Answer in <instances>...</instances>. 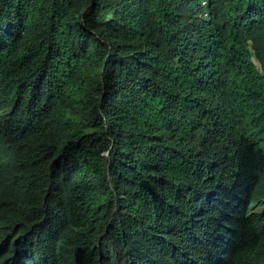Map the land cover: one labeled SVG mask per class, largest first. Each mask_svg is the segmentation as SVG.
<instances>
[{"label":"trees","instance_id":"trees-1","mask_svg":"<svg viewBox=\"0 0 264 264\" xmlns=\"http://www.w3.org/2000/svg\"><path fill=\"white\" fill-rule=\"evenodd\" d=\"M264 0H0V264H264Z\"/></svg>","mask_w":264,"mask_h":264},{"label":"clouds","instance_id":"clouds-1","mask_svg":"<svg viewBox=\"0 0 264 264\" xmlns=\"http://www.w3.org/2000/svg\"><path fill=\"white\" fill-rule=\"evenodd\" d=\"M263 211L264 203L259 199H250L242 208L234 207L232 217L237 224H244L248 227Z\"/></svg>","mask_w":264,"mask_h":264}]
</instances>
